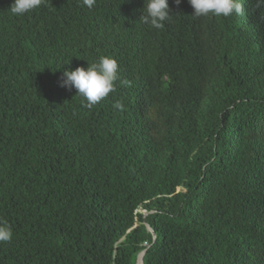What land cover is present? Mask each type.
<instances>
[{
    "label": "trees",
    "instance_id": "16d2710c",
    "mask_svg": "<svg viewBox=\"0 0 264 264\" xmlns=\"http://www.w3.org/2000/svg\"><path fill=\"white\" fill-rule=\"evenodd\" d=\"M12 3L0 0V219L13 229L0 264H137L144 250L145 264H264V5L197 18L169 0L154 29L144 0H43L22 16ZM104 55L119 79L88 107L63 70Z\"/></svg>",
    "mask_w": 264,
    "mask_h": 264
},
{
    "label": "clouds",
    "instance_id": "9594fccd",
    "mask_svg": "<svg viewBox=\"0 0 264 264\" xmlns=\"http://www.w3.org/2000/svg\"><path fill=\"white\" fill-rule=\"evenodd\" d=\"M96 0H82V4L91 9ZM182 0H175L179 5ZM190 10L194 11L193 17H229L233 13H243L242 0H185ZM43 0H13L10 12L16 16H22L36 8H39ZM141 21L151 28L162 29L165 22L171 19L169 0H144ZM264 5V0H258V6ZM118 62L112 56H101L98 62L89 63L85 68L80 66L72 70L64 68L61 86L71 91L73 88L77 95L86 100L91 107L100 103L104 98L115 91L118 76ZM121 83H127L121 81ZM115 109L123 110L124 105L120 101L113 104ZM150 229V228H149ZM13 238V229L6 221L0 219V243L9 242Z\"/></svg>",
    "mask_w": 264,
    "mask_h": 264
},
{
    "label": "water",
    "instance_id": "95a60500",
    "mask_svg": "<svg viewBox=\"0 0 264 264\" xmlns=\"http://www.w3.org/2000/svg\"><path fill=\"white\" fill-rule=\"evenodd\" d=\"M149 228L152 229L150 226H149ZM145 253H146V250H144V251L139 255V257H138V261H137V264H139L140 261H141L142 264H145V263H144V255H145Z\"/></svg>",
    "mask_w": 264,
    "mask_h": 264
},
{
    "label": "rangeland",
    "instance_id": "374dc122",
    "mask_svg": "<svg viewBox=\"0 0 264 264\" xmlns=\"http://www.w3.org/2000/svg\"><path fill=\"white\" fill-rule=\"evenodd\" d=\"M179 190H184V189H183V188H180ZM138 211H139V212L146 213V211H145V210H144V208H142V207H141V208H139V209H138Z\"/></svg>",
    "mask_w": 264,
    "mask_h": 264
},
{
    "label": "bare ground",
    "instance_id": "6f19581e",
    "mask_svg": "<svg viewBox=\"0 0 264 264\" xmlns=\"http://www.w3.org/2000/svg\"><path fill=\"white\" fill-rule=\"evenodd\" d=\"M139 264H142V263H141V261H140V263H139Z\"/></svg>",
    "mask_w": 264,
    "mask_h": 264
}]
</instances>
